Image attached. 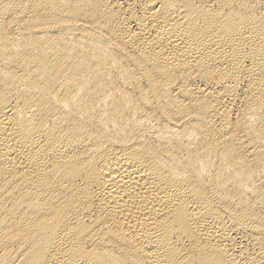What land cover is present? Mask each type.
I'll return each instance as SVG.
<instances>
[{"label":"bare ground","instance_id":"obj_1","mask_svg":"<svg viewBox=\"0 0 264 264\" xmlns=\"http://www.w3.org/2000/svg\"><path fill=\"white\" fill-rule=\"evenodd\" d=\"M0 264H264V0H0Z\"/></svg>","mask_w":264,"mask_h":264}]
</instances>
